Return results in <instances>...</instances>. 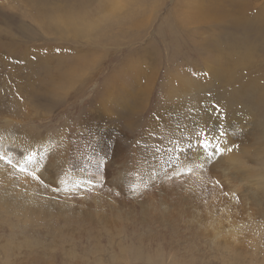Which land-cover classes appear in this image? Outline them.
<instances>
[{"label":"rangeland","instance_id":"rangeland-1","mask_svg":"<svg viewBox=\"0 0 264 264\" xmlns=\"http://www.w3.org/2000/svg\"><path fill=\"white\" fill-rule=\"evenodd\" d=\"M0 157V264H264V0H0Z\"/></svg>","mask_w":264,"mask_h":264},{"label":"bare ground","instance_id":"bare-ground-1","mask_svg":"<svg viewBox=\"0 0 264 264\" xmlns=\"http://www.w3.org/2000/svg\"><path fill=\"white\" fill-rule=\"evenodd\" d=\"M225 141H228V140H225ZM218 144L220 145V143H218ZM221 144H222V142H221ZM226 144H228V143L226 142ZM212 145H214V144H212ZM214 153L216 154V152H214ZM227 153H228L227 151H226V153L224 151L221 156H218L216 154V156L218 157V160L222 166H224L226 168H232V167L234 168V167H242L243 166V162H241L243 155H242L240 150H238L237 152L236 151H230L228 154ZM31 156H32V153L29 152L27 154V157H31ZM8 172H9V170L0 171V185H1V187H0V203H1V205L5 211H10L12 213H17V214L19 212L20 213H26V211L28 209L27 200L28 199L32 200L33 198L39 199V198H36V195H37L36 188L35 189H34V187L32 188L33 185H30V183L28 181L22 180L21 178H19V179L18 178H14V179L8 178V176H6V173H8ZM255 173H256V171H255ZM249 175H248V177H250ZM237 178L240 180H242L244 178L246 179V175L238 172ZM6 184H9V185H6ZM39 202H40V199L36 200L34 202V205L38 204ZM36 212H38V211L36 210Z\"/></svg>","mask_w":264,"mask_h":264},{"label":"snow or ice","instance_id":"snow-or-ice-1","mask_svg":"<svg viewBox=\"0 0 264 264\" xmlns=\"http://www.w3.org/2000/svg\"><path fill=\"white\" fill-rule=\"evenodd\" d=\"M206 146H207V145H206V143H205V147H206ZM216 151L219 152L220 149L217 148ZM0 159H4V157H0ZM29 160H31V157H29ZM9 163H10V161H9ZM20 170H21V171H24L25 169L21 168Z\"/></svg>","mask_w":264,"mask_h":264}]
</instances>
